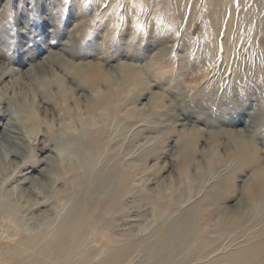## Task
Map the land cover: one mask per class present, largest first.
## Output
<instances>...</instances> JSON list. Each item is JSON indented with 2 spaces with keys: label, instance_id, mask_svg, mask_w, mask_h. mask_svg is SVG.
I'll return each mask as SVG.
<instances>
[{
  "label": "rangeland",
  "instance_id": "obj_1",
  "mask_svg": "<svg viewBox=\"0 0 264 264\" xmlns=\"http://www.w3.org/2000/svg\"><path fill=\"white\" fill-rule=\"evenodd\" d=\"M244 8L0 0V97L27 137L0 264H264V12ZM47 157L79 172L21 184Z\"/></svg>",
  "mask_w": 264,
  "mask_h": 264
},
{
  "label": "bare ground",
  "instance_id": "obj_2",
  "mask_svg": "<svg viewBox=\"0 0 264 264\" xmlns=\"http://www.w3.org/2000/svg\"><path fill=\"white\" fill-rule=\"evenodd\" d=\"M234 1L237 2L239 5H241L243 8L246 5H252V8H253L252 10H255L256 7H258V8L260 7L261 10L264 12V3L263 2L261 3L259 0H232V2H234ZM234 10H235L234 8L231 9V11L233 13L235 12ZM245 17H248V16H245ZM65 53H66V51H65ZM69 53H71V52H69ZM0 70H1V72H0V79H1L7 73L4 71V69H0ZM2 101H3L2 97H0V129H2L3 133H5L7 135V139L6 140L1 139V135H0V163H1L0 166L2 167V171L4 170L5 172H7V174L3 175L1 173L3 175V177L0 175V179L3 182L8 183L10 181V179L17 176L14 174H11L12 175L11 176V175H9V173L7 171V170L11 169V163H13V162H11L10 159L11 158L21 159L24 157V153L21 150V149H24V146L20 142H21V140H24L27 137L26 136L22 137V134L24 133V130L22 127L23 125L18 122L17 118H15L14 116H12L10 114L11 113L10 109ZM45 101H48V100H46V98H45ZM5 119H6V123H2V120H5ZM242 133H241V137H244L245 135L243 136ZM245 138H246V136H245ZM93 139L94 138H92L91 140H93ZM12 144L16 145V146L13 147ZM88 144L89 143L81 144L80 145V151H84ZM192 147H193V145H192L191 141L185 142V143H183L182 151L185 152L189 148H190L189 149V151H190ZM48 159H49V157L42 158L41 160L38 161L37 164H35V166L27 165V163L23 164L21 168H23V170L26 169V171H28V172L26 174H22L20 171V173L22 174L21 175V181H22L21 184H26L28 182H31V184H34L36 186L38 183L41 190H44V189H46L48 184L39 180L35 176L36 172H38L37 174L42 173L43 175L49 173V179H55V180H58V182L60 181V179H56L57 175L62 176L67 171L72 173V174H77L79 172L78 169L76 168V166L73 163H71L70 161H68V163L66 164L64 162V160L61 162L60 160L59 161H56V160L50 161V159H49V162H47ZM39 165L40 166L45 165V167L40 170V169H38ZM6 167H7V169H6ZM18 168H20V167H18ZM83 168L86 172H88V170H89L88 165H86V164L83 165ZM37 169H38V171H37ZM79 169H80V167H79ZM25 175H30V176L27 177ZM104 178L105 179L102 178V180L104 183L107 184L109 182L110 178L109 177H104ZM50 181H53V180H50ZM79 181H80V185L82 186V188H84V186L88 185V182H87L84 175L79 178ZM49 184H52V187H53V184H55V182L54 181L52 183L49 182ZM99 189L100 188L98 187L97 191H99ZM22 191H23L22 194H24V193L28 194L29 198H30L29 200H31L33 202V204L30 205L31 207L29 206L30 207L29 210L37 209V208H40L41 206L45 205L46 202L43 201L44 198L42 199V197H41V194L43 192H41V191L37 192L36 190H34V188H33V190H32V188H29L27 190L22 189ZM77 193H79V192H77ZM34 196H36V198H41L42 202L32 199V198H34ZM183 226H187V223L184 221H182V228H183ZM174 238H176V235L174 236ZM184 244H185V242H184ZM245 253L243 255H249L250 254V252H245ZM259 254H261L264 257V251H262Z\"/></svg>",
  "mask_w": 264,
  "mask_h": 264
}]
</instances>
